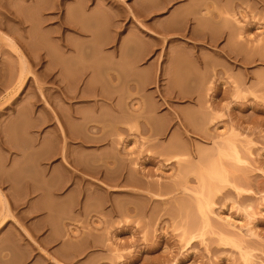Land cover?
I'll return each mask as SVG.
<instances>
[{"label": "rangeland", "instance_id": "rangeland-1", "mask_svg": "<svg viewBox=\"0 0 264 264\" xmlns=\"http://www.w3.org/2000/svg\"><path fill=\"white\" fill-rule=\"evenodd\" d=\"M0 21V264H264V0H0Z\"/></svg>", "mask_w": 264, "mask_h": 264}, {"label": "bare ground", "instance_id": "bare-ground-1", "mask_svg": "<svg viewBox=\"0 0 264 264\" xmlns=\"http://www.w3.org/2000/svg\"><path fill=\"white\" fill-rule=\"evenodd\" d=\"M2 4V3H1ZM2 7V6H1ZM4 7V6H3ZM6 7V6H5ZM87 7V6H86ZM129 9H130V11H131V13L133 14V16L135 15V10H133L134 8H132L131 6H129ZM12 11V13H13V11L14 10H11ZM15 13H17L16 11H14ZM11 13V14H12ZM127 14V13H126ZM126 14L125 15H123V16H121V17H126ZM9 15H10V13H9ZM14 15V14H13ZM20 16H21V14H20ZM17 17H18V13H17ZM22 17V16H21ZM20 17V19L21 20H24V19H22ZM124 17V18H125ZM121 19V18H120ZM8 20H10V19H8ZM25 21V20H24ZM0 23H1V21H0ZM21 24L23 23V29L25 28V24H24V22H20ZM67 23V22H66ZM8 24V23H7ZM67 25H68V23H67ZM3 28V27H2ZM78 29V28H77ZM82 29L83 28H81V29H78V31L79 30H81V32H82ZM1 31V30H0ZM2 32V31H1ZM84 32V34L85 33H87V31L85 32V31H83ZM5 35H7V34H5ZM8 36V35H7ZM18 36V38H20V37H22V35H17ZM20 36V37H19ZM9 37V36H8ZM26 37V36H25ZM5 39H7L8 40V38L5 36L4 37ZM10 38V37H9ZM17 38V37H16ZM16 40V41H15ZM13 39V40H10V45H11V47H12V49L16 52V54H17V57H18V59H19V63H20V66H21V70H23L24 71V69L25 68H27V60H26V58H25V55H24V53H23V51L24 50H22V49H25V50H27V51H29L30 49L29 48H31L30 47V44L32 45V43L34 44V42H33V40H32V43L30 42V44H29V42H27L25 39H24V37H22L21 39H18V41H17V39ZM85 40H84V43H83V45H86L87 44V42H86V44H85ZM68 46H71V45H69L68 44ZM70 48H72V47H70ZM5 51V50H4ZM0 52H1V49H0ZM25 53H27L26 51H25ZM31 53V52H30ZM10 54V53H9ZM32 54V53H31ZM30 54V55H31ZM35 54V53H34ZM33 54V58L35 59V56H38L39 57V55H37V53L34 55ZM2 55H3V53H2ZM11 55V54H10ZM16 56V55H15ZM37 57V58H38ZM43 57V56H42ZM39 59H40V57H39ZM37 62L35 63V64H38V60L37 59H35ZM34 60V61H35ZM32 61H33V59H32ZM39 61H41V60H39ZM40 63V62H39ZM23 71H21V73H23ZM21 75V74H20ZM3 80V79H2ZM2 84L4 85V83H2L1 82V86H0V88H3L4 87V89H5V87L7 88L8 87V85L6 86V85H4V86H2ZM9 84V83H8ZM10 85V84H9ZM4 89H2V90H4ZM6 90V89H5ZM5 92V91H4ZM2 92H0V94H1ZM66 94V97H67V92L65 93ZM70 95V94H69ZM82 96V95H81ZM69 97V96H68ZM68 97H67V99H68ZM37 100V99H36ZM38 101V100H37ZM36 102V101H35ZM75 114H77V113H75ZM54 116H55V118H56V120L58 121V123H59V128H60V130H63L64 131V125L62 124V121H61V119H60V117H59V115L57 114V113H54ZM53 119V118H52ZM99 122V121H98ZM99 123H102V122H99ZM56 124V123H55ZM104 124H102L101 126L102 127H104L103 126ZM56 126V125H55ZM100 126V125H99ZM98 126V128H96L95 129V127H94V125H93V129H95V131H98L99 129H102V127L100 128ZM97 127V126H96ZM57 128V127H56ZM92 129V130H93ZM103 130V129H102ZM93 132V131H92ZM66 133H68V132H66ZM60 134V133H59ZM69 134V133H68ZM97 137V136H96ZM67 144H69V143H67ZM69 146V145H68ZM70 149V148H69ZM68 152L70 151V150H67ZM70 154H71V152H70ZM68 155V154H67ZM67 155H65V156H67ZM72 157V156H71ZM98 157V156H97ZM67 158V157H66ZM68 158H69V155H68ZM99 159V157L97 158V161H96V158H95V162H100V165H103L106 161H109L110 159H108V158H106V160L105 159H103V161H102V159H100V160H98ZM108 159V160H107ZM72 160V159H71ZM70 160V161H71ZM104 160H105V162H104ZM115 159H113V161H114ZM101 162H104L103 164L101 163ZM110 162H112V160H110ZM109 162V163H110ZM108 163V162H107ZM107 163H106V166H104L103 165V167H108L107 166ZM114 163H115V161H114ZM96 166H99V165H97V163H96ZM96 166H95V168H93V173L91 172V174L92 175H94L95 174V176H98V175H96V174H100V172L102 171L100 168H102V166L101 167H97V169H96ZM98 169H100V170H98ZM105 170V169H104ZM92 171V170H91ZM104 172V171H103ZM103 172H101L102 174V176H101V178L100 179H102V177L104 178L103 180H105V179H109L110 177H112V176H109V178L107 177L108 176V174L106 173H103ZM116 175H118L117 176V178L119 179V177L121 176L119 173H117ZM120 175V176H119ZM100 177V176H99ZM113 178V180H114V176L112 177ZM122 178V177H121ZM115 179H116V177H115ZM123 179H125V178H122L121 180H123ZM128 179V178H127ZM110 180V179H109ZM108 180V181H109ZM112 180V181H113ZM120 180V179H119ZM118 180V181H119ZM120 180V181H121ZM102 181V180H101ZM111 181V180H110ZM126 181V180H125ZM129 181H131L130 179H129ZM128 180L126 181V182H129ZM115 182H117V181H115ZM122 182H124V180L122 181ZM103 183V182H102ZM108 183V182H107ZM110 183V182H109ZM112 183H114V182H112ZM1 212L4 214V217L0 220V224H2L3 222H4V220H5V218L9 215V209H8V205H7V202H3V206L1 207ZM19 226H20V228H24V225H22L21 223H19ZM25 229V228H24Z\"/></svg>", "mask_w": 264, "mask_h": 264}]
</instances>
